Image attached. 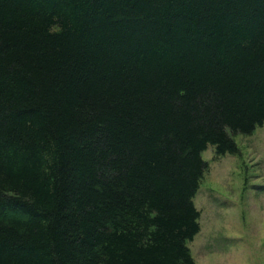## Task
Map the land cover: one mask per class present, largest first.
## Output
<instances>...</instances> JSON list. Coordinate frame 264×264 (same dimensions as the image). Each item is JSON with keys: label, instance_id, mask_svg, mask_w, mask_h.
I'll return each mask as SVG.
<instances>
[{"label": "trees", "instance_id": "obj_1", "mask_svg": "<svg viewBox=\"0 0 264 264\" xmlns=\"http://www.w3.org/2000/svg\"><path fill=\"white\" fill-rule=\"evenodd\" d=\"M263 123L264 0H0V264H195Z\"/></svg>", "mask_w": 264, "mask_h": 264}, {"label": "rangeland", "instance_id": "obj_2", "mask_svg": "<svg viewBox=\"0 0 264 264\" xmlns=\"http://www.w3.org/2000/svg\"><path fill=\"white\" fill-rule=\"evenodd\" d=\"M233 138L238 153H201L200 231L187 242L195 264H264V123Z\"/></svg>", "mask_w": 264, "mask_h": 264}]
</instances>
